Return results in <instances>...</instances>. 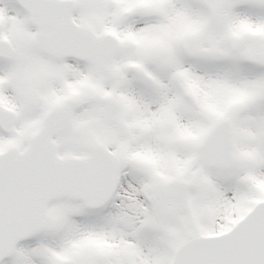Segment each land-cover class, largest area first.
<instances>
[{
    "label": "snow or ice",
    "instance_id": "1",
    "mask_svg": "<svg viewBox=\"0 0 264 264\" xmlns=\"http://www.w3.org/2000/svg\"><path fill=\"white\" fill-rule=\"evenodd\" d=\"M0 264H264V0H0Z\"/></svg>",
    "mask_w": 264,
    "mask_h": 264
},
{
    "label": "rangeland",
    "instance_id": "2",
    "mask_svg": "<svg viewBox=\"0 0 264 264\" xmlns=\"http://www.w3.org/2000/svg\"><path fill=\"white\" fill-rule=\"evenodd\" d=\"M6 2H7V0H6Z\"/></svg>",
    "mask_w": 264,
    "mask_h": 264
}]
</instances>
